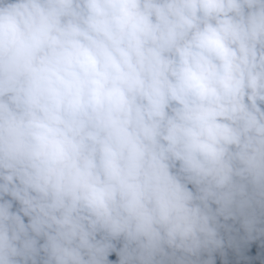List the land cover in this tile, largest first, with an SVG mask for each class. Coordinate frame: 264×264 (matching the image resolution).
Masks as SVG:
<instances>
[{"label":"clouds","instance_id":"1","mask_svg":"<svg viewBox=\"0 0 264 264\" xmlns=\"http://www.w3.org/2000/svg\"><path fill=\"white\" fill-rule=\"evenodd\" d=\"M0 264H264V0H0Z\"/></svg>","mask_w":264,"mask_h":264}]
</instances>
